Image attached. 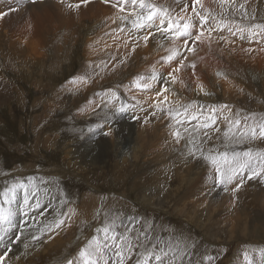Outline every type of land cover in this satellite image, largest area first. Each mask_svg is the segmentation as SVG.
Listing matches in <instances>:
<instances>
[{
  "label": "rangeland",
  "instance_id": "obj_1",
  "mask_svg": "<svg viewBox=\"0 0 264 264\" xmlns=\"http://www.w3.org/2000/svg\"><path fill=\"white\" fill-rule=\"evenodd\" d=\"M5 2L9 14L0 23V193L23 183L29 201L23 205L19 188L10 206L0 196L5 210L17 213L18 225L0 241V256L8 253L2 264H67L78 259L89 241L103 240L106 226L113 229L109 235L129 236L134 251L126 264H137L148 252L162 255L161 250L168 252V264H248V259L260 264L264 34L250 39L247 29L264 23V0H215V7L205 8L236 33L227 28L209 32L215 28L211 21L204 27L202 36L207 37L194 52L204 74L206 68L212 72L205 77L197 75L193 64L184 65L185 46L176 50L182 55L172 61L175 66L142 70L151 47L160 58L174 50L157 45L172 39L157 31L158 20L151 28L132 27L140 10L90 18L91 0L79 8L77 0H0V13ZM177 4L178 12L193 14L199 33L191 3L186 9ZM173 9L168 10L176 17ZM33 27L32 38L27 29ZM238 29L245 30L243 39ZM154 72L163 80L152 81ZM185 73L193 80L179 81L177 75ZM137 83L152 87L142 89ZM181 105L188 109L186 115L169 113ZM124 106L128 110L119 112ZM192 149L198 150L190 156ZM245 152L252 154L250 167L239 172L226 192L214 186L216 165L206 158L239 153L243 163ZM252 171L261 174L249 179ZM241 179L242 186L233 192ZM212 190L220 206L210 214L206 204ZM58 220L63 223L57 228ZM9 240L16 241L11 251ZM108 256L115 259L111 251ZM149 264L161 262L151 256Z\"/></svg>",
  "mask_w": 264,
  "mask_h": 264
},
{
  "label": "snow or ice",
  "instance_id": "obj_2",
  "mask_svg": "<svg viewBox=\"0 0 264 264\" xmlns=\"http://www.w3.org/2000/svg\"><path fill=\"white\" fill-rule=\"evenodd\" d=\"M82 3H88L89 0H81ZM105 3H108L109 0H104ZM223 3V0H221ZM191 3V10L195 14V17L198 20L200 31L199 33L196 32L197 28V21L193 19L192 16H189L187 18L181 16V17H173L168 9L164 8H157L155 5L146 3V0H115L114 7H117V9L121 12L125 10V6L127 4H131L133 6V11L135 12V8L138 6L141 9V12L136 13L135 19L131 21L132 27L140 30L144 28H151L153 26H156L157 20L159 21V26L157 27V31L161 32L162 34H170L171 38L173 40H183V44L185 46L186 51L191 52L193 49L188 48L187 45L189 44V38L192 36H195V39L192 40L193 46L195 45L196 41L201 40V36L203 35V29L204 27L211 21L215 28L209 29V32L214 30H223L224 28H227V30L235 35L236 33H233L232 28L225 24L222 20L217 21L214 16H211L208 13L207 9H204L205 15H201L199 11H197V5H200L201 8H203V5L201 4V0H190ZM75 7L79 8L80 4L75 5ZM185 8L188 7L187 4L184 6ZM241 8L244 6L241 5ZM183 10V9H182ZM9 13L4 12L0 13V17L7 16ZM122 19H128V17H122ZM183 21V22H182ZM167 22V27H165V23ZM254 29L259 30L254 31ZM240 33V38H244V29H238ZM247 34L250 39L255 38L259 34H264V23L261 24H253L250 28L247 29ZM146 42L149 39L148 36H145L143 38ZM221 39H224V37H221ZM182 55V52L180 51H173L172 54L164 58L165 63H170L171 61L177 59L179 56ZM181 64L183 65V60L181 61ZM195 67V65H193ZM172 74L169 73V76ZM144 77H138L137 80H143ZM152 81H158L163 80V77L160 76L158 73H153V75L150 78ZM173 80H175V77H173ZM137 87H140L142 89H150L152 87L151 83H143L139 84L137 83ZM167 89H161V91H166ZM167 99V97H165ZM159 109V105H157ZM227 107V106H225ZM127 106L121 107L118 109L119 112H125L127 111ZM163 111V109H159ZM188 109L181 105L175 113L172 112L171 109H169L170 114L179 115L181 113L187 114ZM134 119H138V117H133ZM196 116H191L189 119H196ZM235 123L239 125L241 122L239 120H236ZM208 125L205 124L204 127H207ZM102 127V126H101ZM90 131H95V129H90ZM249 131L252 133V138H255L256 136V129L251 128ZM259 132L261 138H264V123H261L259 125ZM107 135V133H104ZM173 136L176 138L177 142L180 140V133L179 131H176L173 133ZM198 149H192L189 151V155H194L195 151ZM243 156L245 158H248L245 162L241 163L239 160L240 154L236 153L231 158L228 157L227 153L220 154L219 157L217 156H210L206 159L211 160L213 165H216L215 171L212 174L213 179V185L220 187L223 191L228 190V185L231 184L239 174V172L245 168L250 167L252 154L250 152L243 153ZM260 159L264 160V153L260 154ZM222 161V165H221ZM261 173H264V168L261 169ZM261 173H257L255 171H252L251 175L249 176V179L254 178L256 175H260ZM243 180L241 179L240 183L236 184V187L233 189V192L238 191L239 188L242 186ZM17 188L23 191V205H27L29 201V195L28 190L25 187L23 183H20L18 185H13L11 188H6L4 192L0 193V196L4 198L3 203L7 205H11L13 202L16 201V191ZM21 205V207H23ZM16 216L17 213L9 207L7 210H5L3 204H0V241H4V237L6 234L12 232L13 229H15L18 225L16 223ZM63 223V220H58L55 227H59ZM104 234L103 240H100L98 238H94L91 241L88 242L87 246L85 248H82L79 251L78 259L77 260H71L69 259L67 261V264H126V260L131 259V253L134 251L133 244L129 238V236L124 234H114L109 235L110 232L113 231V229L110 226H106L101 230ZM20 239L19 234L16 235V241ZM16 241L9 240V248L8 251H11L10 244L15 243ZM109 251L112 252L114 260L111 259L108 256ZM162 251V255H156L153 252H148L145 256H143L141 259L137 260V264H149V258L151 256H155V259L157 261H160L161 264H168L166 262V257L168 256V252ZM128 253L126 255L125 253ZM7 252L4 253L3 256H0V264H2L5 256H7ZM246 259H248L247 254H245ZM171 264H174V261L171 262ZM248 264H252L251 260L248 259ZM260 264H264V249L261 250V260Z\"/></svg>",
  "mask_w": 264,
  "mask_h": 264
},
{
  "label": "bare ground",
  "instance_id": "obj_3",
  "mask_svg": "<svg viewBox=\"0 0 264 264\" xmlns=\"http://www.w3.org/2000/svg\"><path fill=\"white\" fill-rule=\"evenodd\" d=\"M14 1V0H13ZM152 2H153V4H157V6L159 5L160 7H162V8H167V9H169V8H174L173 10H174V13L176 14V17H181V16H183V17H185V18H187V17H189V16H192L193 17V14L192 13H190V11L188 10L187 12H182V13H180V12H178V9L176 10L175 9V7L176 6H179V4H177V3H180L181 5L183 4H187V2H190V0H182L181 2H179L178 0H151ZM154 1H155V3H154ZM215 1V0H214ZM214 1L212 2L211 0H201V4L203 5V9H205L206 7H215V4H214V6H212V4H211V2L212 3H214ZM77 2H78V4H80L81 5V0H77ZM146 2H148L149 3V1H146ZM171 2H176L175 4H174V6L171 4ZM248 1H246V3H247ZM114 3H115V0H109V2L108 3H105L104 2V0L103 1H99V0H91V2L90 3H88L89 4V6H91L90 7V9H91V15H90V18H92V17H94V18H98V17H105V16H108V17H111V16H117L118 14H119V10L117 9V7H114ZM167 3H169V4H167ZM151 4V3H150ZM250 5H252V4H250ZM9 6V4H8V2L6 3H4V6L2 5V11H5V8H7ZM13 6V5H12ZM200 7L201 8V6L200 5H197V7ZM245 6V5H244ZM51 7H52V5H51ZM26 8V7H25ZM28 8V7H27ZM46 8H49V7H46ZM89 8V7H88ZM164 8V9H165ZM199 8V9H200ZM219 8V7H218ZM186 9V8H185ZM189 9V8H188ZM202 9V8H201ZM212 9V8H211ZM220 9V8H219ZM7 10V9H6ZM48 10V9H47ZM50 10H51V8H50ZM125 10L127 11V12H130L131 14H134L135 12L133 11V6L131 5V4H127L126 6H125ZM137 10H140L141 11V9L137 6L136 8H135V11L136 12H138ZM183 10H184V8H183ZM126 11H124L125 12V16H126V14L128 15V13L126 12ZM6 12V11H5ZM8 12V11H7ZM27 12H29V11H27ZM49 12V11H48ZM215 12V11H214ZM129 13V14H130ZM139 13V12H138ZM220 13V12H219ZM122 14H123V12H122ZM174 14V15H175ZM81 15V14H80ZM46 16H47V14H46ZM49 16V15H48ZM82 16V15H81ZM80 16V17H81ZM88 16V15H87ZM195 16V15H194ZM44 17V16H43ZM89 17V16H88ZM50 18V17H49ZM87 18V17H86ZM115 18V17H114ZM195 19V18H194ZM231 19V18H230ZM233 19V18H232ZM2 17H1V19H0V23L2 22ZM26 21V20H25ZM24 21V22H25ZM29 21V20H28ZM38 21V19H36L35 21H34V23L35 22H37ZM39 22H40V19H39ZM183 22V21H182ZM29 23V22H28ZM30 24V23H29ZM45 24V23H44ZM47 24V23H46ZM45 24V25H46ZM2 25V24H1ZM31 25V24H30ZM43 25V24H42ZM29 26V25H28ZM36 26V25H35ZM40 26V25H39ZM31 27V26H30ZM25 28V27H24ZM27 29V28H26ZM34 29V30H33ZM237 29V28H236ZM28 30V32L30 31L31 33V36H32V38L35 36H33L32 34H33V32L35 33V31L37 30V29H35V27H33L32 29L30 28V29H27ZM44 30H46V28L44 29ZM25 31V30H24ZM47 31V30H46ZM196 31H198V29L196 28ZM26 32V31H25ZM28 32H26V34L28 33ZM45 32V31H44ZM22 33V32H21ZM39 35V34H38ZM27 36V35H26ZM213 36V35H212ZM222 36V35H221ZM220 36V37H221ZM207 37V36H206ZM206 37H204V36H202L201 37V40L200 41H196V43H195V45H202L203 43H204V41H205V39H206ZM218 37V36H217ZM219 37V38H220ZM208 39H209V37H208ZM229 39V38H228ZM228 39H227V41H228ZM210 40H212L211 38H210ZM223 40V39H222ZM225 40H226V38H225ZM167 43L165 42V43H158L157 45L159 46V48L161 49V48H167V49H173L174 51H176L177 49H179V50H182L183 49V47H184V44H183V40L181 39V40H173V39H167ZM213 41V40H212ZM211 41V42H212ZM210 42V43H211ZM12 43V42H11ZM35 43V42H34ZM190 44H192L191 42H189V45ZM213 44H215V43H213L212 42V45ZM223 44V43H222ZM235 44V43H234ZM34 45V44H33ZM187 46L188 48H192L193 50L191 51V52H189V53H187L186 55H187V61H185L184 60V65H187V64H189L190 63V65L191 64H193V65H195L196 66V69H197V75H200V77H205L206 75H209V74H211L212 72H211V70L209 69V68H206V73L204 74V72L202 71V66H201V59L199 58V56H197V54L194 52V48H195V45L193 46V44L191 45V46ZM209 45V44H208ZM207 45V46H208ZM232 45V44H231ZM204 46V45H203ZM214 46V45H213ZM217 46H218V44H217ZM226 46V45H225ZM235 46H237V44L235 45ZM151 46H149V48H150ZM199 47V46H198ZM214 47H216V46H214ZM214 47H213V49H214ZM253 47H255V46H253ZM258 47H260V45L258 46ZM112 48V47H111ZM110 48V49H111ZM124 48H126V47H124ZM123 48V49H124ZM152 48V50L150 51V49L148 50V51H150L149 52V55L147 54V56H145V58H144V63L146 64V67H144V68H142V70H148V69H154V68H158V69H168V68H170V67H173V66H175L174 65V63L171 61V63H170V65L169 66H167V64H165V61H164V63H163V58H160V57H156L155 55H153V54H155V47H151ZM224 48V47H223ZM234 48V47H233ZM121 49V48H120ZM145 49V48H144ZM156 49H157V47H156ZM199 49V48H198ZM216 49V48H215ZM256 49V48H255ZM259 49V48H258ZM261 49V48H260ZM125 50H128L129 51V49H125ZM165 50V49H164ZM163 50V51H164ZM200 50V49H199ZM208 50H212V49H209L208 48ZM220 50V49H219ZM130 51H131V49H130ZM144 51V50H143ZM186 51V50H185ZM197 51V50H196ZM260 51V50H259ZM198 52V51H197ZM212 52V51H211ZM214 53H215V50L213 51ZM141 53V52H140ZM207 53H209V52H207ZM213 53V54H214ZM259 53V52H258ZM112 54V53H111ZM116 54V53H115ZM114 54V55H115ZM134 54V53H133ZM264 54V53H263ZM166 55V54H165ZM205 55V54H204ZM211 55V54H210ZM220 55V54H219ZM130 56V55H129ZM136 56V55H135ZM141 56V55H140ZM203 56V55H202ZM206 56V55H205ZM215 56H216V54H215ZM263 56V55H262ZM166 57V56H165ZM207 57V56H206ZM231 57V56H230ZM134 58V57H133ZM137 58V57H136ZM183 59H185V56H183L182 57ZM214 58V57H213ZM228 58V57H227ZM261 58V57H260ZM218 59V58H217ZM202 60H204V59H202ZM219 60H221V59H219ZM217 61V60H216ZM186 62H188V63H186ZM218 62V61H217ZM221 62V61H220ZM143 63V64H144ZM205 64V63H204ZM203 64V65H204ZM221 64H223V63H221ZM180 65H182V64H180ZM210 65H212V64H210ZM209 64H208V66H210ZM224 65H225V63H224ZM142 66V65H141ZM218 66V65H217ZM221 66V65H220ZM139 67V66H138ZM143 67V66H142ZM187 67V66H186ZM190 67V66H189ZM211 67V66H210ZM218 68V67H217ZM222 68V67H221ZM179 69V68H178ZM183 69V68H182ZM189 69V68H188ZM188 69H187V71H188ZM219 69V68H218ZM142 70H141V72H142ZM172 70V69H171ZM174 70L175 71H177V69L174 67ZM137 71V70H136ZM139 72V71H138ZM189 72V71H188ZM172 73V72H171ZM194 73V72H193ZM188 74V75H187ZM185 73V74H179V75H181L180 77H178L179 75H177V78H178V80L179 81H184L185 79L186 80H188L189 78L191 79V80H193L192 78H193V75L191 74V73ZM187 75V76H186ZM183 76V77H182ZM189 79V80H190ZM197 82V81H196ZM196 82L195 81H192L191 83H193V85L195 84L196 85ZM179 83V82H178ZM185 86V85H184ZM197 86V85H196ZM259 168V167H258ZM256 170H258V169H256ZM49 171H51V170H49ZM56 171V170H55ZM192 188V187H191ZM210 191V189H208L207 190V192H209ZM211 196L209 195L208 196V200H207V204H206V206H207V211H208V213H210L211 211H212V209L217 205L218 207L220 206V204H219V200H218V198H217V193H216V191L215 190H212L211 191ZM259 194V193H258ZM86 202L87 203H89L90 202V199L89 198H86ZM204 204H205V202H204ZM217 207V208H218ZM70 208V207H69ZM71 209V208H70ZM70 211V210H69ZM68 211V212H69ZM72 212V211H71ZM70 212V213H71ZM218 212V211H217ZM211 214V213H210ZM194 219V218H193ZM192 219V220H193ZM71 223L72 222H74L73 221V218L71 217L70 218V220H69ZM208 222L209 223H211L212 222V217H208ZM242 222V221H241ZM69 224V223H68ZM213 225V224H212ZM67 227H71V224L70 225H68ZM233 227H236V226H233ZM232 227V228H233ZM206 229V228H205ZM65 231V230H64ZM69 231H71V230H67L66 232H69ZM30 232H32V231H30ZM231 232V231H230ZM73 233V232H72ZM230 235V234H229ZM22 237V236H21ZM3 242H5V239H4V241ZM1 243V242H0ZM60 244V243H59ZM59 244H58V246H59ZM64 244V243H63ZM4 246H5V244H4ZM52 248H55V246H53ZM254 263V262H253Z\"/></svg>",
  "mask_w": 264,
  "mask_h": 264
},
{
  "label": "built area",
  "instance_id": "obj_4",
  "mask_svg": "<svg viewBox=\"0 0 264 264\" xmlns=\"http://www.w3.org/2000/svg\"><path fill=\"white\" fill-rule=\"evenodd\" d=\"M3 243V242H2Z\"/></svg>",
  "mask_w": 264,
  "mask_h": 264
}]
</instances>
